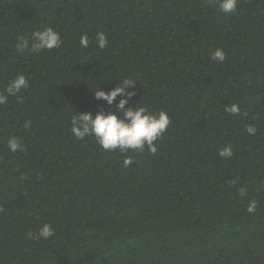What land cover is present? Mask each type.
Listing matches in <instances>:
<instances>
[{
	"label": "trees",
	"instance_id": "16d2710c",
	"mask_svg": "<svg viewBox=\"0 0 264 264\" xmlns=\"http://www.w3.org/2000/svg\"><path fill=\"white\" fill-rule=\"evenodd\" d=\"M46 27L60 48L16 50ZM21 74L0 105V264H264V0L230 15L215 0H0V92ZM124 79L131 106L170 118L155 154L70 131L72 113L109 110L97 86ZM44 224L54 235L29 239Z\"/></svg>",
	"mask_w": 264,
	"mask_h": 264
},
{
	"label": "clouds",
	"instance_id": "9594fccd",
	"mask_svg": "<svg viewBox=\"0 0 264 264\" xmlns=\"http://www.w3.org/2000/svg\"><path fill=\"white\" fill-rule=\"evenodd\" d=\"M239 0H215L219 10L225 15H230L236 12ZM96 46L101 50L106 48L108 44L107 35L98 31L94 37ZM62 39L56 30L52 27H46L37 30L31 34V38L20 36L17 38L15 45L16 50L23 53L25 50H30L32 53H40L45 50L58 49L62 46ZM79 43L81 47L87 48L90 45L89 36L87 33L80 37ZM210 58L217 62L223 63L226 59V54L223 49L217 48L211 52ZM119 81L118 85L112 90L105 92L98 86V90L94 91L95 99L104 101L108 106V111L103 107L93 116L92 113H80L73 115L71 118V133L79 140H84L85 137H94L96 142L104 151L119 150L125 153L129 150L142 152L145 147L153 154L157 152V141L166 132L170 118L164 110L156 113H150L145 107H133L130 105V100L135 95L130 91L136 83L129 79ZM28 79L24 75H17L6 87L5 95L0 92V105L7 103L8 96H15L21 90L28 88ZM119 100L117 102V98ZM115 106V111H111ZM225 110L232 115H239L240 106L232 104L226 106ZM25 129H30L31 122L26 121ZM246 131L250 135H255V126L249 125ZM7 147L13 153L24 151L20 140L13 136L7 142ZM219 156L222 158H231L233 151L230 145L219 150ZM132 163L130 158L124 160V166L128 167ZM27 178V177H23ZM257 207V201L252 200L247 208L249 213L253 212ZM55 230L50 224L40 226L35 233H29V239L47 240L54 235Z\"/></svg>",
	"mask_w": 264,
	"mask_h": 264
}]
</instances>
